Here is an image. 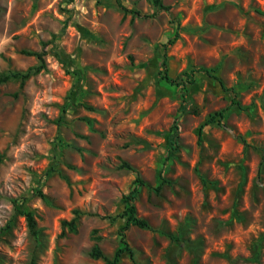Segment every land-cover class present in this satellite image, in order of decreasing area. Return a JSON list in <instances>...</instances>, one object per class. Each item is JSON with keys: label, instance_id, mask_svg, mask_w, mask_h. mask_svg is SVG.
Segmentation results:
<instances>
[{"label": "rangeland", "instance_id": "rangeland-1", "mask_svg": "<svg viewBox=\"0 0 264 264\" xmlns=\"http://www.w3.org/2000/svg\"><path fill=\"white\" fill-rule=\"evenodd\" d=\"M122 2L141 15L115 0H0V264H108L90 252L121 245L137 176L122 160L167 182L141 187L151 228L128 227L119 264H264V0ZM28 52L44 53L39 71ZM165 56L186 87L161 78Z\"/></svg>", "mask_w": 264, "mask_h": 264}, {"label": "trees", "instance_id": "trees-1", "mask_svg": "<svg viewBox=\"0 0 264 264\" xmlns=\"http://www.w3.org/2000/svg\"><path fill=\"white\" fill-rule=\"evenodd\" d=\"M98 1H100V0H98ZM115 1L118 4V6L120 7V9L123 10L125 13H133V14L139 15V16L141 15V13L139 11H136L134 9H130L127 6H125L123 4L122 0H115ZM151 1H152L153 5L157 8V11L170 9V6L165 5L163 0H151ZM174 21H178V20L175 19ZM178 25H180V24L178 23ZM178 37H179V33L177 31L175 33L174 37L170 38L168 40V45H172ZM28 53L37 55V57L41 61V65L36 67L35 71H39L41 68L44 67V53H42V52H28ZM56 53L59 55L60 52H56ZM162 68L164 71L162 74V77H161L162 79H164L168 83L179 84V85L182 84V85H184V87H186L185 86L186 84L180 83L178 81V77H173L170 74L169 61H168V58L166 56L163 59ZM32 69H34V68L29 69L25 73L16 72L13 74L6 75L2 78L1 81H6L10 77H12V78H21L22 82H24L30 76V73H31L30 71H32ZM198 71L205 72L209 77L218 81L221 84L223 89L227 90L224 79L218 74V67H215V68L201 67L198 69ZM193 76H194L193 74H190V73L187 74V79H188L187 82L188 83L193 84L195 82V79L193 78ZM183 97H186V93H184ZM234 104L239 105V102L234 101L231 104V106ZM231 106L215 112L205 122L202 123V125L200 126V140L202 139V133H204L206 127H208L212 123H220V124L224 125L223 121L226 118L227 112ZM179 137H180V128H179V125L177 124V122H175L171 128V133H170V137H169V151H168V154L166 155L165 161H168L173 155H175L178 152V150H179ZM238 137H241V136L239 135ZM242 141L247 144L246 139L242 138ZM120 167L130 169V170L137 173L134 187L127 194L123 195V202H124L125 207H124V210L119 214V216L126 219V224L121 228V245L116 250L113 258L106 257L105 254L103 253V251L97 245H95L90 252V255L93 258H95V259L104 258L108 264H119V261H120L122 255L126 252H130L131 254H133V250H132L131 246L129 245L128 240L126 239V233H125V231L128 229V227L130 225H135V226L142 228V229H150L151 228L149 221L146 218L139 215L136 204H135V200H136V198L140 192L141 187L142 186H148L150 188H153L155 191H160L162 189L164 183L167 182V180L164 178V176L161 175L160 176L161 182L156 187H154L151 184H149L147 181H145L143 179V177L140 175V172L138 171V169L136 167H134L128 161L122 160ZM48 173H50V171H48ZM37 191H38L37 193L39 196L46 199V196L42 192V190L38 189ZM20 212L26 216L29 227L34 231L35 234H37V232L35 230V228L37 226V221H36V218H35L33 212L30 210H25V209L20 210ZM76 213H79V211H76ZM75 221H76V217L73 218L69 222L66 221L65 224L69 226L70 230L74 231L77 229L75 226ZM258 255H259V252H257V254L253 258V260H257Z\"/></svg>", "mask_w": 264, "mask_h": 264}]
</instances>
